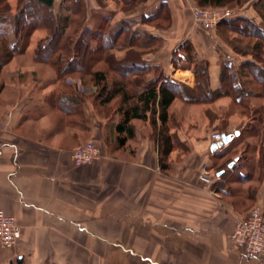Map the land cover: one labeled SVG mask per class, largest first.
<instances>
[{"label":"crops","instance_id":"1","mask_svg":"<svg viewBox=\"0 0 264 264\" xmlns=\"http://www.w3.org/2000/svg\"><path fill=\"white\" fill-rule=\"evenodd\" d=\"M64 2L55 0L57 13ZM256 2L240 15L250 14L262 24ZM162 4L169 8L170 27L144 24ZM195 4L145 0L125 13L118 0H83L89 27L94 15L104 12L113 26L130 19L135 29L161 41L157 51L143 55L150 69L147 80L158 72L194 88L193 65L182 60L185 43L207 64L211 91L222 87L223 66L232 73L230 96L205 104L172 102L166 168L150 118L133 121L134 138L119 146L118 115L103 119L90 102L80 119L77 113L67 115L50 101L55 84L20 80L21 67L7 66L17 78L0 96V209L16 217L22 235L16 247L0 246V264H264L229 241L253 207L264 214V94L252 75L237 74L246 61L262 63L251 53L234 51L217 29L194 25L189 10ZM11 34L9 28L12 42ZM24 55L30 59L33 51ZM28 68L37 74L48 66L31 62ZM239 81L249 91L237 88ZM248 99L250 114L240 110ZM215 132L233 137L219 154L211 149ZM91 140L98 143L101 158L75 166L72 151ZM204 166L212 185L200 180Z\"/></svg>","mask_w":264,"mask_h":264},{"label":"trees","instance_id":"2","mask_svg":"<svg viewBox=\"0 0 264 264\" xmlns=\"http://www.w3.org/2000/svg\"><path fill=\"white\" fill-rule=\"evenodd\" d=\"M143 1L145 0H118L125 13L138 10ZM244 1L195 0L202 7H223L231 2L240 6ZM17 2L15 16L6 17L4 14L12 11L13 5L11 0H0V96L5 88L3 70L18 51L27 52L29 43L28 41L25 43L24 40L29 36L30 30L42 28L52 31V37L45 44L40 43L33 55L34 62L52 68L61 79L60 92L57 90L58 92H54L50 98L52 105L67 115L77 113L79 119L83 117L84 111L81 109L83 98L76 92L74 86L66 83L64 78L77 77V75L89 77L90 83L98 88L94 102L100 111V116L106 120H113L117 115L120 117L115 126L119 146H124L128 140L134 138L133 121L151 119L155 135L159 139L162 168H166L165 162L172 148L171 137L167 134L168 110L172 102L175 99H182L187 103L205 104L223 96H230V92L235 91L232 73L227 66H223L222 69L221 89L215 92L209 89L207 64L197 60L192 46L188 43L182 47L187 54L182 60L193 65L194 88H189L178 81L165 80L166 77L158 72L155 77L147 80L150 69L143 60V55L157 51L161 41L147 31L135 29V23L130 19L113 26L110 14L103 12L101 22L85 37L81 33V25L78 26L79 18L83 13L85 14L83 0H65L58 13L55 11V0H17ZM255 6L264 23V0H258ZM102 10L104 11L105 7ZM143 23L156 29H168L171 25L168 6L162 4L159 11ZM259 26L245 18H236L221 22L217 29L224 28L254 40L250 47L251 54L254 60L262 63V66L258 67L256 63L246 61L237 74L246 78L252 75V78L259 82V90L264 94V29ZM9 28L14 34V43L9 39ZM25 29L26 34L25 31L23 32ZM233 50L243 55L249 54L243 53L236 47ZM118 54L121 56L119 57ZM107 70L116 73L120 81L110 82L106 74ZM245 83L239 81L237 88L249 91ZM139 87H143L141 93L137 92ZM246 106L243 107L246 109ZM112 107L115 109L110 112Z\"/></svg>","mask_w":264,"mask_h":264},{"label":"built area","instance_id":"3","mask_svg":"<svg viewBox=\"0 0 264 264\" xmlns=\"http://www.w3.org/2000/svg\"><path fill=\"white\" fill-rule=\"evenodd\" d=\"M190 10L194 24L207 31L216 30L221 22L234 17L232 10L223 7L204 9L194 5ZM222 135L215 132L211 134V140L218 143L222 140ZM225 146L227 145L217 149L213 154L221 153ZM100 158L101 149L93 141L80 145L71 154L75 166L90 165ZM200 180L208 185L214 182L208 175L206 166L202 169ZM21 235V226L16 217L0 209V246L8 249L16 247ZM229 241L233 249L242 251L247 257L264 259V214L260 206L253 207L248 215L236 224Z\"/></svg>","mask_w":264,"mask_h":264},{"label":"rangeland","instance_id":"4","mask_svg":"<svg viewBox=\"0 0 264 264\" xmlns=\"http://www.w3.org/2000/svg\"><path fill=\"white\" fill-rule=\"evenodd\" d=\"M254 1L255 0H245L240 6L236 5L235 2H231V3L223 6V8L230 9V10L233 11V13H234L233 19L245 18L246 20H250L251 22L253 21L255 23L256 20L254 18H251L250 14L245 15V17H241V15H240V13L244 12V10H243V9H245L244 7H246V9L248 10L249 7H250L249 3H255L256 1L255 2ZM11 3L13 5V10L10 11V12L5 13L4 15L6 17H13V16H15V14L17 12V6H18L17 0H11ZM195 5H198V4L196 3ZM200 7L204 8V9H206V8H218V7H213V6H211V7H202V6H200ZM83 9H84L85 14L83 13L81 18H79L78 26L81 25V33H83L85 35V37H87L91 33V30H93V28H95L96 25L101 22V19H102V15L101 14L103 12H101V14H99V15L98 14L94 15V25L91 28V27H89L87 25L88 23H86V17H87L86 15L87 14H86V10H85L84 7H83ZM189 13H190V16L192 17L191 10H189ZM192 21H193V19H192ZM259 24H260L259 27L264 29L263 21H262V24L261 23H259ZM243 25H247V24L243 23ZM76 27H77V24H76ZM217 30H218L217 33H219V35L222 37V39L226 43H228V45L232 49L236 47L237 49L241 50L243 53L244 52L245 53L246 52L251 53L250 47L254 43V40H252L251 38L249 39V38L240 36L236 32H231V31L229 32L227 29H224V28H223V30H220V29H217ZM24 31H25V34H26L27 30L25 29V30H23V32ZM52 35H53L52 31H48V30L42 29V28H37V29L30 30L29 36H27V38H25V40H24L25 43L27 41L29 43L27 51L29 52L30 50H32L33 51V55H34V52L36 51V48L38 47V45L40 43L42 45L45 44L52 37ZM11 39H12V43H14L15 42V38H14V36L12 34H11ZM21 44L22 43H20V45ZM0 46H1V44H0ZM24 54L25 53H22V52L18 51V54H16L14 59L8 64V65H10L12 63L11 67H14V68H16L17 66L21 67L20 75L18 74L19 79L21 78L22 80L25 79V80H30V81L31 80H35V79H42V80H45L46 83H47V81H49L50 84H55V86L53 88L54 92H58L57 90H59V92H60L61 79L58 77V74L56 73V71L53 70L52 68L48 67V69H46L44 71H41V69L40 70L37 69L38 70V72H37L38 75L36 73H33L31 70H29L28 67H29V64L31 62L32 63H36V62L33 61V57H31L29 59ZM67 55H70V54H67ZM118 56L120 57L121 54H118ZM15 58H16V60H15ZM38 64H40V63H38ZM7 66L4 68L3 73H2L3 81H4L5 86H6V84L10 83V80H14V78H17L16 77L17 73L16 74H11V72L7 71V68H8ZM14 68H12V69H14ZM106 74L108 75V79H109L110 82L111 81H116V82L120 81V78H118L116 73H113L112 71L109 72L107 70ZM9 75H11L12 77H10ZM64 79H65L66 83H68L69 85L74 86L76 92L79 95L82 96V98H83L82 108H81L82 111L85 112V106L87 105V102L88 103L90 102V105L93 107V109L97 113L100 114V111L98 110V107L95 105V102H94V97L97 94L96 92H97L98 88L96 86H93L90 83L91 79L89 77H83L81 75H77V77L76 76H70V77H67V78L65 77ZM85 82H87V83H85ZM132 91H133V89H132ZM134 92H135V90H134ZM248 101H249V99L245 100L243 102V106L244 105L245 106L248 105V106H246L247 108L245 109L242 106L241 109H240L242 112H244L246 114H250L253 111V109L249 108L250 104L248 103ZM231 108L234 109L235 106L231 105ZM114 109H115L114 107L110 108V112H113ZM104 110H106V108H104ZM91 141H93L94 143H96L98 145V143L95 142L94 140H91Z\"/></svg>","mask_w":264,"mask_h":264},{"label":"water","instance_id":"5","mask_svg":"<svg viewBox=\"0 0 264 264\" xmlns=\"http://www.w3.org/2000/svg\"><path fill=\"white\" fill-rule=\"evenodd\" d=\"M233 137L229 134H223L222 140L218 143L213 144L212 151L215 152L217 149L223 147L224 145H228L232 141Z\"/></svg>","mask_w":264,"mask_h":264}]
</instances>
